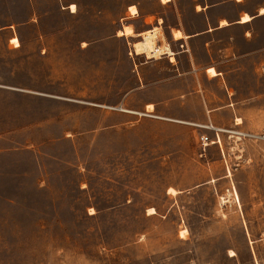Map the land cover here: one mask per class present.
Masks as SVG:
<instances>
[{
    "label": "rangeland",
    "instance_id": "obj_1",
    "mask_svg": "<svg viewBox=\"0 0 264 264\" xmlns=\"http://www.w3.org/2000/svg\"><path fill=\"white\" fill-rule=\"evenodd\" d=\"M178 3L0 0V264H264V14Z\"/></svg>",
    "mask_w": 264,
    "mask_h": 264
},
{
    "label": "crops",
    "instance_id": "obj_2",
    "mask_svg": "<svg viewBox=\"0 0 264 264\" xmlns=\"http://www.w3.org/2000/svg\"><path fill=\"white\" fill-rule=\"evenodd\" d=\"M159 1L165 3L167 6H171L172 7L173 12H174L173 16H176V12L178 13L181 10L180 7H179L178 0H168L166 2H164L162 0H159ZM225 1H227V0H223L222 2H225ZM233 1H236V2L240 3V2H243L244 0H233ZM192 2L194 4V8L196 9V11H198V12H202L203 11L202 13H205L207 15L206 18H207V24L208 25L205 28H203V29H201L199 31L192 32V31H190V28H188L187 26H185V27L181 26L179 24V22L177 21V18L172 19V20H174V23H171V24H169L167 26L166 25H161L162 21L164 23H166V21L168 19L167 15H164V14H159L158 17H157V20L159 21L160 25H154L153 27L158 26V27L162 28V26H163L165 28L164 29L165 31H166V27L170 28V35H172V37H174V39L176 41H179L181 45H184V42L186 44H188V43L192 44L193 41H196V40L202 38L207 33L211 32V31H216V30L221 29V28H224L227 25H229V26L233 25V24L246 25V24L250 23L256 17L264 14V12L263 13L261 12V9L264 8V5H261L260 11H259L260 13L258 15L254 14V13H251L248 10H244L243 13L237 19L230 20V22L227 21L228 19L226 17H221L220 19L218 18L217 20H215V19L212 18L211 15H209L208 11H210L215 5H218V4L222 3V2H217V1L216 2H209L208 0H192ZM129 10H130V7H129ZM245 14H249V15L246 16V17H243V15H245ZM146 15L147 14H145L144 17ZM139 16H140L139 10L136 13H131V14L127 15V18L128 19L132 18L133 21H131V22L127 21V24H125V25L131 26L133 31L137 35H126V36H139L138 34L141 33L142 31H145V30H148L150 28H153V27H150V26H146V27H144L142 29H139V25H138V23H136L137 18ZM223 21H225L226 23H222ZM146 24H147V22H143V25H146ZM124 26H123V28H124ZM162 30H163V28H162ZM177 30H180L182 32V36L179 37V38H176L175 35H174V32L177 31ZM169 45H170V43H169ZM170 48H171V45H170ZM171 50H172L171 53L170 52L163 53V55H167L168 57L171 58V60H174L175 59L174 51H173L172 48H171ZM185 50L188 51L189 54H190L191 64H193V67L197 68V66H196L197 63H196V60H195L196 56H195V53L193 52V49L188 46L187 49H185ZM185 50H183V51H185ZM172 57H173V59H172ZM209 67H214L217 70V66L216 65H212V64L208 65L207 66V70H208ZM217 72L219 74L218 70H217Z\"/></svg>",
    "mask_w": 264,
    "mask_h": 264
},
{
    "label": "bare ground",
    "instance_id": "obj_3",
    "mask_svg": "<svg viewBox=\"0 0 264 264\" xmlns=\"http://www.w3.org/2000/svg\"><path fill=\"white\" fill-rule=\"evenodd\" d=\"M162 1L166 2L168 0H162ZM71 7L75 8V4H72ZM130 10H132L131 13L138 12V9L135 8V5H131ZM261 12L262 13L264 12V8L261 9ZM222 23H226V22L223 21ZM156 29L157 27L154 29L146 30L140 34L142 36V39L134 42V48L137 54L144 53L147 55V57H158L162 53L172 52L163 32L158 31ZM150 209L152 210V212L155 211L154 208H150ZM231 251L233 254L234 251L233 250Z\"/></svg>",
    "mask_w": 264,
    "mask_h": 264
},
{
    "label": "built area",
    "instance_id": "obj_4",
    "mask_svg": "<svg viewBox=\"0 0 264 264\" xmlns=\"http://www.w3.org/2000/svg\"><path fill=\"white\" fill-rule=\"evenodd\" d=\"M203 142H205L208 138L207 137H205V136H203Z\"/></svg>",
    "mask_w": 264,
    "mask_h": 264
},
{
    "label": "snow or ice",
    "instance_id": "obj_5",
    "mask_svg": "<svg viewBox=\"0 0 264 264\" xmlns=\"http://www.w3.org/2000/svg\"><path fill=\"white\" fill-rule=\"evenodd\" d=\"M74 7V6H73Z\"/></svg>",
    "mask_w": 264,
    "mask_h": 264
}]
</instances>
